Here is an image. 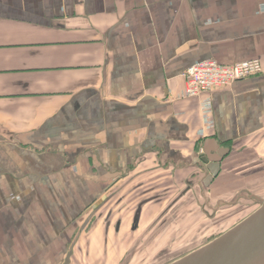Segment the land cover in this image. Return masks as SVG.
<instances>
[{
  "label": "crops",
  "instance_id": "crops-1",
  "mask_svg": "<svg viewBox=\"0 0 264 264\" xmlns=\"http://www.w3.org/2000/svg\"><path fill=\"white\" fill-rule=\"evenodd\" d=\"M207 60L264 71V0H0V264H148L264 196V72L187 98Z\"/></svg>",
  "mask_w": 264,
  "mask_h": 264
},
{
  "label": "water",
  "instance_id": "water-1",
  "mask_svg": "<svg viewBox=\"0 0 264 264\" xmlns=\"http://www.w3.org/2000/svg\"><path fill=\"white\" fill-rule=\"evenodd\" d=\"M229 153L220 148L211 155L205 149L201 161L208 165L207 185L219 175L220 164ZM242 200L254 201L259 208L231 229L169 264H264V197L241 191L232 202L219 207H232Z\"/></svg>",
  "mask_w": 264,
  "mask_h": 264
},
{
  "label": "built area",
  "instance_id": "built-area-1",
  "mask_svg": "<svg viewBox=\"0 0 264 264\" xmlns=\"http://www.w3.org/2000/svg\"><path fill=\"white\" fill-rule=\"evenodd\" d=\"M263 67L259 60L241 62L224 66L214 60L195 64L184 73L185 96L190 99L200 98L207 93L231 87L238 81L262 74Z\"/></svg>",
  "mask_w": 264,
  "mask_h": 264
},
{
  "label": "rangeland",
  "instance_id": "rangeland-1",
  "mask_svg": "<svg viewBox=\"0 0 264 264\" xmlns=\"http://www.w3.org/2000/svg\"><path fill=\"white\" fill-rule=\"evenodd\" d=\"M250 193V192H249ZM260 197H264V196H260ZM250 202L248 204V206L246 205H239L237 208V211H231L230 213H228L226 220H221V222L218 223L217 229L211 228V233L209 232V234H205L206 231L208 230H203L204 232H200L199 234H190L189 233L186 235H180L179 236V242H178V250H164L161 253H158L160 255L156 256V257H152L151 261H148V264H169L177 259H179L180 257L192 252L191 250L188 251L187 249H181V246H187V245H191L190 248L192 247H199L204 245L205 243H207L208 241L216 238V234H218V232L216 233V231H218L219 226H223L225 224H227V227H231L235 224H238L240 221H242L243 219H245L246 217H248L250 214H252L254 211H256L259 208V204L254 202V201H247ZM241 203V202H240ZM239 209V210H238ZM202 220H200L201 222ZM225 221V222H222ZM189 223V221L187 222ZM185 223V224H187ZM188 238V241H186L189 244H184V239ZM184 240V241H183ZM184 244V245H183ZM184 247V248H185ZM151 257H149L148 259H150Z\"/></svg>",
  "mask_w": 264,
  "mask_h": 264
},
{
  "label": "trees",
  "instance_id": "trees-1",
  "mask_svg": "<svg viewBox=\"0 0 264 264\" xmlns=\"http://www.w3.org/2000/svg\"><path fill=\"white\" fill-rule=\"evenodd\" d=\"M225 230H227V229H225ZM225 230H222L220 233L216 234V236H218L219 234L225 232ZM188 251H190V250H188Z\"/></svg>",
  "mask_w": 264,
  "mask_h": 264
}]
</instances>
